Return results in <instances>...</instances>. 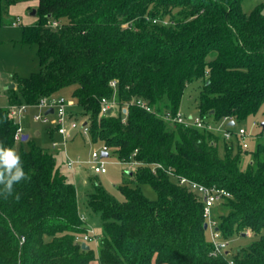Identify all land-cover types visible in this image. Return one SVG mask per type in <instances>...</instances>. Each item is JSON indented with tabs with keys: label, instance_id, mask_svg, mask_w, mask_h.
<instances>
[{
	"label": "trees",
	"instance_id": "16d2710c",
	"mask_svg": "<svg viewBox=\"0 0 264 264\" xmlns=\"http://www.w3.org/2000/svg\"><path fill=\"white\" fill-rule=\"evenodd\" d=\"M243 1L0 0V27L10 8L36 2V21L23 28L21 43L37 47L40 71L15 79L11 104L26 109L73 87V107L81 114L70 118L83 119L92 142L113 150L119 162L139 163L117 187L122 201L95 181L99 175L88 178L87 207L103 229L95 254L76 240L89 230L75 184L57 158L28 137L20 156L29 178L14 184L7 198L0 194V264H264L262 123L243 165L249 148L238 138L226 141L162 117L180 112L196 81L204 83L198 111L205 124L214 118L236 125L258 114L264 13L262 7L245 13ZM103 99L115 102L105 115ZM19 128L10 109L0 107V143L13 148ZM177 176L228 193L220 201L227 212L213 218L215 228L226 248L248 232L251 242L231 258L226 248L213 256L204 198L179 185ZM142 185L157 198L148 199Z\"/></svg>",
	"mask_w": 264,
	"mask_h": 264
},
{
	"label": "rangeland",
	"instance_id": "374dc122",
	"mask_svg": "<svg viewBox=\"0 0 264 264\" xmlns=\"http://www.w3.org/2000/svg\"><path fill=\"white\" fill-rule=\"evenodd\" d=\"M242 7L245 13H250L258 7H262L264 13V0H244ZM35 8L36 5L32 2L26 7H12L4 15L5 24L0 27V107L9 108L14 113L13 117L22 129V136H29V142H35L38 146L52 153L57 158L59 165L62 166L63 173L75 184L78 191L80 213L87 223L88 230L94 232L92 239L87 241V245L97 254L99 244L103 238L102 221L99 214L94 213L87 207V195L92 186L88 178L94 176L92 166L89 163L91 161V155L94 151H98L101 154L102 144L92 142L89 136L82 135L79 131H72L65 145L63 138L58 137L59 135L57 133L50 134V131L55 130L56 127L53 117H51L49 124L35 121L33 119L34 115L41 114L43 112L42 110L36 106H29L24 111L22 106L12 105L10 101L12 95L11 90L14 89L12 85L15 84V79L28 78L31 74L40 71L37 47L35 45H23L21 43L23 39V28L30 21H36V18L30 15ZM17 16L21 17L22 21L19 25L12 26L11 24L16 20ZM203 84V81H196L186 89L180 107V112L185 117H192L193 119L199 117L198 100ZM72 91L73 87L65 88L58 92L55 97H64L74 106ZM68 109L69 113L81 114L80 109L76 107L72 109L71 106ZM77 122L80 124L84 120L79 119ZM208 122L212 127V131L220 137H223L225 131L230 130L228 126L229 121L226 119L216 121L214 118H209ZM263 122L264 104L257 115L251 116L247 120L238 122L234 127H231L232 131L244 128L247 134L250 135L246 138L249 143V151L243 154V165L251 160L252 155L250 152L255 147L256 135L261 131L260 124ZM37 132L40 134L37 135ZM53 142L58 143L56 149L52 147ZM28 147V142L20 140L16 142L13 149L20 155L21 149H28ZM220 147L223 151L222 145ZM69 159L82 162L81 167L74 169L67 168L65 163ZM106 162L107 173L97 176L95 181H98L110 195L122 201L123 196L119 193L117 187L127 179V174H130V170H128L126 164L117 160L113 150L109 151ZM141 189L148 199L155 200L157 198L155 191L149 185H142ZM226 212V209L221 206V203L217 202L212 209V216L217 220ZM247 236L236 237L229 241L226 249L229 252L230 258L239 249L246 247L251 242V232H248ZM92 264L99 263L98 261H94Z\"/></svg>",
	"mask_w": 264,
	"mask_h": 264
},
{
	"label": "built area",
	"instance_id": "2783aa9c",
	"mask_svg": "<svg viewBox=\"0 0 264 264\" xmlns=\"http://www.w3.org/2000/svg\"><path fill=\"white\" fill-rule=\"evenodd\" d=\"M21 22L20 17H16V20L12 22V26H17ZM51 26L56 27L57 23L54 22ZM112 86H115L114 83L111 84ZM115 105V102L109 101L107 99H103L101 101V115H105L109 113L112 109V107ZM139 105L144 108L146 111L151 112V109L145 105L142 102H139ZM37 108L42 110L43 112L41 114H35L33 119L35 121H41L44 124H49L51 117L54 118V122L56 124L55 129L57 130V133L62 136L64 140V144L66 145V140L70 136L72 131H79L82 135H89V127L87 123H78L77 121L70 120L68 108L73 106L72 103H69L64 97H58V98H42L37 105H35ZM22 109H25V107H22ZM52 109L53 113L46 114L48 110ZM14 113L11 112V115L13 116ZM166 121L171 122L173 124H180L184 125L186 127H196L199 129L207 128L208 130L212 131V127L210 124H205L199 117L192 118V117H185L181 112H178L177 114L173 115L170 112L165 113L162 116ZM250 135L247 134V131L244 128H240L237 131H231L227 130L223 133V138L226 141H231L235 138H238L240 140V143L242 144V147L244 149L249 148V143L247 141V137ZM22 129L19 128L16 135L15 140L20 141L22 139ZM52 147L55 149L58 147L57 142H53ZM103 153H108L109 156V149L106 146H102L101 148V154L98 151H94L91 155V161L89 162L92 166L93 173L96 175H103L107 173V157H102ZM81 163L79 161L71 160L69 159L67 161V167L69 169H74L76 167H81ZM128 166V170H130V173H132L137 166H139L138 162H126L123 163ZM172 175V173H170ZM177 182L181 186H189L192 190L198 192L201 194L204 198L205 202V208H204V216L207 220L208 229L210 230L211 238L214 245V250L212 252L213 256H218L224 252V249L226 248V243L222 241L221 236L219 232L216 230L217 221L213 219L212 216V209L215 207V204L217 202H220L223 197L229 196L228 193H226L223 190L217 189L215 187H207L204 185H201L199 183L193 182L191 180H188L184 177L177 176ZM93 231H88L87 234L80 236L78 235L76 237V240L78 242L85 243L87 241H90L93 237ZM231 264H233L231 262Z\"/></svg>",
	"mask_w": 264,
	"mask_h": 264
},
{
	"label": "clouds",
	"instance_id": "9594fccd",
	"mask_svg": "<svg viewBox=\"0 0 264 264\" xmlns=\"http://www.w3.org/2000/svg\"><path fill=\"white\" fill-rule=\"evenodd\" d=\"M28 178L23 168L21 156L18 152L0 143V185L3 186V188L0 189V194L7 198V196L13 193L14 184ZM18 198L19 195L17 194V199Z\"/></svg>",
	"mask_w": 264,
	"mask_h": 264
},
{
	"label": "water",
	"instance_id": "95a60500",
	"mask_svg": "<svg viewBox=\"0 0 264 264\" xmlns=\"http://www.w3.org/2000/svg\"><path fill=\"white\" fill-rule=\"evenodd\" d=\"M36 15V10H33L32 11V13H31V16H35ZM15 85H12V87H14ZM49 113H53V110L52 109H50V110H48L47 112H46V114H49ZM230 126H234L235 124H234V122H230V124H229ZM262 126H263V128H264V123H262ZM28 139V136H23L22 137V140L23 141H26ZM102 157H108V153H103L102 154ZM207 227H208V225L207 224H205L204 225V228L205 229H207ZM82 249L83 250H88L89 249V246H87L85 243H83L82 244Z\"/></svg>",
	"mask_w": 264,
	"mask_h": 264
},
{
	"label": "crops",
	"instance_id": "0c3cea01",
	"mask_svg": "<svg viewBox=\"0 0 264 264\" xmlns=\"http://www.w3.org/2000/svg\"><path fill=\"white\" fill-rule=\"evenodd\" d=\"M32 3V2H31ZM35 5H36V2H33ZM30 3H25V4H19V5H17V6H24V7H26L27 5H29ZM29 7V6H28ZM17 17H19V16H17ZM21 18V17H20ZM21 21H22V19H21ZM34 23V20H32V21H30L29 23H27V25H31V24H33ZM12 25V24H11ZM15 87V86H14ZM70 108V107H69ZM72 109H73V106H72ZM69 110V109H68ZM24 111H26V109H24ZM69 116H70V113H69ZM70 118V117H69ZM70 120H73L72 118H70ZM57 133V132H56ZM40 133L39 132H37V135H39ZM58 134V133H57ZM59 135V134H58ZM29 137V136H28ZM58 137H62V136H58ZM55 141V140H54Z\"/></svg>",
	"mask_w": 264,
	"mask_h": 264
}]
</instances>
